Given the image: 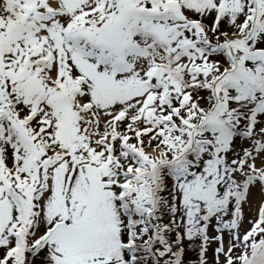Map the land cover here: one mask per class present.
<instances>
[{
  "label": "snow or ice",
  "instance_id": "obj_1",
  "mask_svg": "<svg viewBox=\"0 0 264 264\" xmlns=\"http://www.w3.org/2000/svg\"><path fill=\"white\" fill-rule=\"evenodd\" d=\"M0 264H264V0H0Z\"/></svg>",
  "mask_w": 264,
  "mask_h": 264
}]
</instances>
